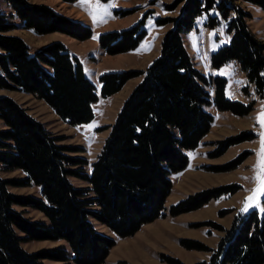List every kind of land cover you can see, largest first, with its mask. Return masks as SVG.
Masks as SVG:
<instances>
[{
	"label": "trees",
	"instance_id": "trees-1",
	"mask_svg": "<svg viewBox=\"0 0 264 264\" xmlns=\"http://www.w3.org/2000/svg\"><path fill=\"white\" fill-rule=\"evenodd\" d=\"M76 2L77 0H63ZM264 9V0H245ZM13 10L0 8V88L17 89L46 101L65 122L88 124L95 118L99 100L96 85L86 75L78 56L62 42L54 41L36 51L20 36L6 34L16 25L38 34L63 32L80 40L93 35L90 26L59 13L46 4L29 0H6ZM182 4L176 18H158V26L173 23L162 40L161 53L145 70L108 72L100 76L101 96L119 92L131 78L142 76L121 107L91 172L86 159L59 143L27 109L13 98L0 95V264H103L116 239L100 232L93 220L107 226L120 238L165 214L171 194L172 175L185 170L189 152L197 149L208 134L219 110L246 114L251 105L227 96L224 76L206 75L191 57L184 34L196 27L197 19L215 9L226 22L230 42L211 55L219 69L237 61L264 97V41L250 29L247 16L232 0H176ZM230 3V4H229ZM219 15L208 16L207 25L220 24ZM142 19L128 29L104 32L98 41L110 54L133 51L148 35ZM213 87V95L209 91ZM231 138L222 149L242 141ZM19 170L24 177L9 179L1 171ZM72 177L87 187L75 186ZM37 186L41 197L20 195L11 186ZM235 192L225 187L204 190L173 204L177 216L202 207L211 199ZM264 203V198H263ZM19 207L41 211L47 221L32 220ZM64 240L66 248L30 252L23 242ZM187 246L202 250L203 247ZM209 264H264V212L258 209L238 215L219 242Z\"/></svg>",
	"mask_w": 264,
	"mask_h": 264
},
{
	"label": "rangeland",
	"instance_id": "rangeland-1",
	"mask_svg": "<svg viewBox=\"0 0 264 264\" xmlns=\"http://www.w3.org/2000/svg\"><path fill=\"white\" fill-rule=\"evenodd\" d=\"M29 1L49 5L59 13L92 28L93 35L86 40L59 31L38 34L25 28L23 22L13 16L11 21L16 27L6 34L22 37L32 51L60 41L78 54L87 77L95 83L100 95L94 105L95 118L88 124L73 126L62 120L46 101L36 95L2 88L0 95L9 96L26 108L29 114L60 138V144L75 148L77 151L71 154L86 159L88 164L84 166V171L90 173L91 164L97 159L110 133L109 127L115 122L125 100L143 78H131L119 92L103 97L100 76L108 72L145 70L160 55L163 37L173 27V23L158 26L157 19L178 17L182 4L175 6L176 0H77L74 3L63 0ZM232 2L248 13L250 29L264 41V9L245 0ZM0 8L8 15L13 13L6 0H0ZM215 15H219V12L213 9L197 19L196 27L184 34L186 47L200 71L206 75L224 76L227 79V96L234 101L251 105V110L240 115L219 110L214 103L208 106V111L214 116L211 129L200 146L189 152L188 167L172 175L173 187L167 198L163 217L144 224L134 235L126 238L118 237L107 226L93 220L100 232L117 241L103 264H209L213 250L238 215L253 208L264 212V194L257 197V202H250L251 206L247 211H242L246 197L252 195V190L257 187L253 180L257 174L254 166L261 148L260 133L264 131L257 122V117L264 108V97L257 93L255 85L249 81L247 73L237 61H231L219 69L212 66V53L229 43L231 38L226 30V22L220 15L218 26L210 28L207 25L208 16ZM142 19L145 20L144 27L148 35L133 51L110 54L99 44L101 33L128 29ZM208 89L213 95V87ZM3 126L0 119V128ZM231 138L244 140L222 149L221 143ZM1 174L9 179L24 177L19 170L1 171ZM72 181L78 187L88 186L85 181L76 177H72ZM216 187H225L235 192L211 199L198 209L177 216L170 214L169 209L173 204ZM10 189L16 194L41 197L39 188L34 185L11 186ZM17 208L32 220L47 221L46 216L37 209ZM186 241L203 249L190 248ZM22 245L30 252L58 247L68 249L64 240H31ZM44 262L59 264L49 259Z\"/></svg>",
	"mask_w": 264,
	"mask_h": 264
},
{
	"label": "snow or ice",
	"instance_id": "snow-or-ice-1",
	"mask_svg": "<svg viewBox=\"0 0 264 264\" xmlns=\"http://www.w3.org/2000/svg\"><path fill=\"white\" fill-rule=\"evenodd\" d=\"M82 2H87V0H82ZM257 122L260 124V127L264 129V108L261 109V112L257 117ZM89 127L92 126L90 125ZM260 137L261 148L257 153V164L254 166L257 174L253 177V180L257 183V187L252 190V195L246 197L245 207L242 209V211H247L248 207L251 206L250 202H257V197L261 194H264V131H261ZM245 179H247V177H245Z\"/></svg>",
	"mask_w": 264,
	"mask_h": 264
},
{
	"label": "crops",
	"instance_id": "crops-1",
	"mask_svg": "<svg viewBox=\"0 0 264 264\" xmlns=\"http://www.w3.org/2000/svg\"><path fill=\"white\" fill-rule=\"evenodd\" d=\"M73 54H75L76 56H79L78 54H76L72 49L70 50ZM80 57V56H79Z\"/></svg>",
	"mask_w": 264,
	"mask_h": 264
}]
</instances>
